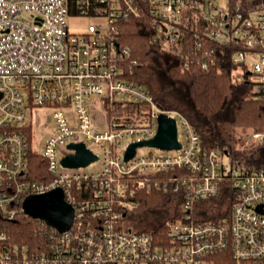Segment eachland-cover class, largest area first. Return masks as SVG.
<instances>
[{"label": "built area", "instance_id": "2783aa9c", "mask_svg": "<svg viewBox=\"0 0 264 264\" xmlns=\"http://www.w3.org/2000/svg\"><path fill=\"white\" fill-rule=\"evenodd\" d=\"M70 17L91 24L75 33ZM132 18L147 19L151 43L185 58L186 67L210 69L217 44L242 47L233 56L239 81L264 99V0H0V222L29 217L26 200L56 189L74 207L65 232L39 220L53 229L46 246H20L0 229V264H264V169L203 150L187 119L125 79L138 63L118 35ZM129 101L148 106H136L130 121L108 120V108ZM39 109L51 110L54 128L40 153L52 179L42 183L27 175L30 151L38 152L31 116ZM161 114L176 120L181 148L143 146L125 160L132 143L156 136ZM81 142L98 161L64 167L74 153L68 145ZM224 182L226 215L199 221L196 203L220 197ZM146 188L182 197L184 215L168 223L166 241L128 222Z\"/></svg>", "mask_w": 264, "mask_h": 264}, {"label": "trees", "instance_id": "16d2710c", "mask_svg": "<svg viewBox=\"0 0 264 264\" xmlns=\"http://www.w3.org/2000/svg\"><path fill=\"white\" fill-rule=\"evenodd\" d=\"M147 19H130L120 32V45L129 47L131 60L137 61L132 72L125 79L143 86L152 96L155 104L167 111L179 113L197 130L201 148L227 153L231 161L249 168L264 169V139L245 143L244 137L254 134L264 135V99L253 94V85L246 80H238L239 70L233 62L236 51L242 49L235 44L215 45L216 63L203 71L196 63H189L179 54L152 44V34ZM128 66V65H127ZM247 78V75H245ZM128 105L108 108V120L132 119L136 106L148 104L127 102ZM145 107L140 108L143 109ZM30 132L32 126L29 127ZM28 178L32 182H47L52 179L48 171V161L38 152L30 151ZM161 178V177H160ZM224 182L225 192L214 199H204L196 203L199 221L218 220L226 215L225 206L230 200ZM135 201L138 204L131 217L139 214L165 213L167 216L158 223L150 222L141 232L152 234L156 240L168 238V223L183 216L180 194L164 192L161 189L139 190ZM0 229L20 246L48 242L51 227L39 220L20 215L13 222H0ZM33 248V247H32ZM37 251V250H35Z\"/></svg>", "mask_w": 264, "mask_h": 264}, {"label": "water", "instance_id": "95a60500", "mask_svg": "<svg viewBox=\"0 0 264 264\" xmlns=\"http://www.w3.org/2000/svg\"><path fill=\"white\" fill-rule=\"evenodd\" d=\"M143 146L162 150L180 149L182 144L178 140L176 120L161 114L158 118L156 136L149 140L132 143L126 152L125 160L132 159L137 149ZM68 149L74 153H70L62 159V165L66 168L88 167L99 159L83 142L71 143L68 145ZM24 211L29 217L43 221L62 232L69 229L74 217V207L67 202L64 191L61 189L29 197L25 202ZM259 211L263 213L261 208Z\"/></svg>", "mask_w": 264, "mask_h": 264}, {"label": "rangeland", "instance_id": "374dc122", "mask_svg": "<svg viewBox=\"0 0 264 264\" xmlns=\"http://www.w3.org/2000/svg\"><path fill=\"white\" fill-rule=\"evenodd\" d=\"M91 24V21L86 17H70L68 18V25L72 32L75 33H82L87 30L88 26ZM241 69H239L236 74L238 76V80H241ZM96 119L98 121L101 120L99 114H96ZM31 120L36 124V142H35V150L39 153L43 150V144L45 139L52 133L53 131V124L51 120V110L49 109H39L34 111L33 115L31 116ZM39 120L40 123H37ZM104 120V118H103ZM244 142L247 144L251 142V137L246 136L243 138ZM128 140H125L124 143H127ZM150 150L142 149V154H147ZM156 155H167L168 153L162 152L160 150H151ZM167 215L165 213H148V214H139L135 215L134 217H129L128 222L130 226L136 230H143L148 227L150 222L158 223L165 219Z\"/></svg>", "mask_w": 264, "mask_h": 264}]
</instances>
